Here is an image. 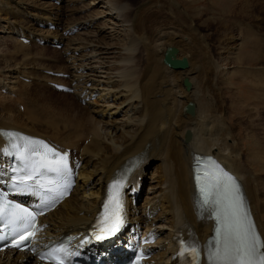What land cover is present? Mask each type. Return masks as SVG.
<instances>
[{
  "label": "bare ground",
  "instance_id": "6f19581e",
  "mask_svg": "<svg viewBox=\"0 0 264 264\" xmlns=\"http://www.w3.org/2000/svg\"><path fill=\"white\" fill-rule=\"evenodd\" d=\"M167 1L174 23L180 18L184 19L169 25L158 20L160 24H156L154 18L159 16L160 8L157 14L153 5L157 0H152L151 5L147 1L134 10L123 0H91L92 6H102V13H99L111 21L99 22V14L85 17L75 26L63 29L64 33H71L94 28L93 33L85 34L86 37L82 39L79 35L67 39L63 32L59 34L50 30L49 27L60 20L50 14L53 6L44 0H15V6L7 8L8 12L5 8L1 10L4 6L0 9V17L7 14L11 19H16L21 11L19 6L24 12L23 19L18 20L21 24L7 25L5 19L0 18V48L4 41L5 44L9 41L8 44L11 43L14 49L0 60V97L6 94L5 91L8 95V106L0 102V129L42 138L62 150L70 149L73 166L81 173L79 185L71 197L42 220L46 230L39 239L44 248L67 234L77 237L74 245L86 238L94 229L93 223L99 218L110 187L121 174L129 176L128 216L132 223L131 231L128 230L131 233L125 235V239L127 242L133 241L135 233L141 232L144 236L151 233L157 238L154 245L147 246L152 254L149 264H178L175 255L178 254L181 237L201 241L206 248H214L211 241L214 221L204 210L199 215L200 205L197 204L193 181L196 170L194 163L199 155L215 156L221 166L239 180L248 209L264 239V133L252 132L243 136L240 132L232 131L223 116V94L217 89L218 79L224 84L226 75L228 83H232L228 68L223 67L226 64L220 65L231 56L235 65H244L243 57L240 52H232L228 45V48H222V55L216 59L210 45H206L205 39L195 30L190 13L180 7L176 0ZM198 1L190 0V3ZM76 2L80 0H69V3ZM257 3L256 0H241L237 8H241V13H248ZM26 6L32 9H26ZM78 10L72 9L70 15ZM40 26L46 29L41 30L38 28ZM121 27L123 30L119 29ZM118 29L126 33L125 41L114 37ZM245 33L250 38L251 30ZM54 34L59 38H54ZM26 36V39L34 40V46L38 49L34 56L31 55L33 57H23L24 64L29 65L25 58H45L41 54L45 49L36 44L44 40L53 45L58 41L66 44L67 54L63 56L61 53L60 57L55 58H61L63 66L57 70L39 67L43 75L34 70L39 76H25L27 73L23 70L26 66L23 68L13 62V58L14 55L20 56L21 51L27 48L22 42ZM171 47L178 49V58L189 60L188 69L175 70L164 63L165 54ZM142 49L147 56V60L143 58L147 61L144 70L137 65V56ZM78 52L81 53L76 57ZM257 55L256 59L263 62L264 53ZM68 65L71 66L69 69ZM49 71L68 74L72 80L67 82L51 78L45 73ZM242 75L248 79L251 75V82L257 91L255 100L260 99L259 93L264 94L260 89L264 87V70L251 68L243 71ZM27 78L38 81L41 86L44 83L48 90L51 83L69 86L75 90L70 95L81 104L82 101L86 102V107L69 103L66 100L69 94L50 91L63 99L52 111L53 106L50 110L46 108L54 120L47 119L48 116V121L44 120L43 123V119L38 118L41 115L33 113L36 109L31 106L32 100L26 97L30 87L24 82ZM185 80L190 81V88L185 86ZM39 96V93H34L33 98L41 101ZM189 104L195 105L194 115L185 111ZM256 106V109L259 108L258 103ZM42 118L45 119V116ZM25 120L44 126L42 129L45 131L36 133L37 129L33 131L28 128ZM247 141H250V146L245 151ZM3 148L0 135V171L7 165ZM148 179L151 184L143 200ZM132 192H138L137 200L136 196H130ZM134 200L137 201L136 207L133 206ZM0 264L46 263L30 253L7 251L0 253Z\"/></svg>",
  "mask_w": 264,
  "mask_h": 264
},
{
  "label": "rangeland",
  "instance_id": "374dc122",
  "mask_svg": "<svg viewBox=\"0 0 264 264\" xmlns=\"http://www.w3.org/2000/svg\"><path fill=\"white\" fill-rule=\"evenodd\" d=\"M1 1L3 3H1ZM32 1H35V0H32ZM44 1L48 4L50 3L49 0H44ZM147 1L151 5L152 0H123V2L127 5H130L133 8V10L137 9L141 5L147 3ZM176 1L180 7L185 8L187 10V12L190 13L191 16H189V17L193 18V24H194L195 30L198 31L199 35L201 34L202 39L203 38L205 39L206 45H210V47L212 49V53L216 59H218L222 55V53L224 51L222 48L223 47L228 48V45H229V48L232 49V52H235V51H236V53L240 52L242 57H243V60H244L243 64L244 65H235L234 64L235 60H233L231 58L232 56L229 57V59L225 61L226 63L224 62L220 65V66H222L223 64H226V66H223V67L228 68V71L230 72V75H231L230 76L231 81H232V83L229 84L228 83V75H226V79L224 80V84L222 83L221 79H218V80H220L219 82H221V83L217 82V86H218L217 89L220 93L223 94L222 99H224L222 101H223V106H224V110H225L223 112L225 123L227 122V124L230 125V128L232 129V131H235L236 133L240 132L243 136L248 135V133L251 134L252 132L264 133V94L259 93L260 99L255 100V99H257L256 98L257 97V91L253 87L254 83L251 82L252 81L251 75H250V79H248L247 76L242 75L243 71H248L251 68L264 70V60L262 62V61L256 59V58H258V55H257L258 53H260V52L264 53V10H263L264 9V0H256L258 3L253 4V6H252L253 8H250L248 10V13H241L239 11L241 8H239V9L237 8L238 7L237 4L241 0H199L195 4H192V2L190 3V0H176ZM251 1H254V0H251ZM6 2H8V3H6ZM14 2H15V0H8V1L7 0H0V6H1L0 9L4 6L1 10L3 11L5 8V11L8 12L7 8H11L12 6H15L16 3H14ZM51 2L52 3H50V4L53 6V10L50 12V14H53V16L59 17L58 20H60V21H55V19L53 18L56 25H54V24H52V25H54L56 27L53 30L50 29L52 32H56V33L58 32L59 34H61L63 32L65 38H67V39L68 38L71 39L72 37L77 38L79 36L82 39V38L86 37L85 34L93 33L92 31H94L93 30L94 28L82 29L80 31H73V33L72 32L71 33H68V32L64 33L63 29H65L66 27L75 26V24H77V22L83 21V19L85 17H88V16H92V17L95 16L96 17V15L98 16L100 13H102V12H100V11H102V10H100L102 6H99L97 4L92 6L90 3L91 0H80L79 3L78 2L69 3V0H65V1L59 0V3H57L56 0H51ZM153 6H154L153 10L155 12H157V14H158V8H160L159 16L154 18V21L156 24H160L158 22V20L164 21L165 23L164 22L163 23L165 25L166 24L169 25V23L170 24L171 23L176 24L180 19H184V18H180L176 23H174L173 17H172L171 12H170L171 7H169L167 0H157V3ZM155 6H158V7H155ZM27 8L29 10L32 9V8H29L28 6H26V9ZM75 8L79 9L78 12H76L74 15H70V11H72V9H75ZM18 9L21 10L20 12L22 14L21 15L19 12L18 15L20 17L18 15H16V19H11V18H9V16L7 14H5V15L1 14L2 16L0 18L5 19L4 21L7 22V25L16 24V23L21 24L22 22H20L18 20L23 19L21 17L24 16V14H23L24 12H23L22 6H19ZM182 12H183V9H182ZM163 16L165 17L164 19H163ZM132 17H133V14H132ZM97 18L101 19V20H99V22H104L106 20L108 21V19H109V18L104 19L101 14ZM0 22L2 23V21H0ZM114 22H111V23H114ZM111 23H110V25L114 26V24H111ZM3 25H6V24H3ZM150 25H151V27H153V24L148 23V26H150ZM38 28H40L41 30L46 29L43 26H40ZM121 28H119V29L123 30V28L122 29ZM119 29H118L117 35H115L114 37H117L116 40L120 39L121 41H123V40L125 41V39H127L126 33L120 31ZM248 29L251 30L250 38L248 36H246L247 32L245 33V31H247ZM85 32H87V33H85ZM108 32L109 31H107V33ZM80 33H82V34H80ZM107 33H105L104 35L102 34V35L105 36ZM77 35H79V36H77ZM3 36H5V35H2V37ZM53 36H54V38H59L58 36H56V34H54ZM108 36H106V37H108ZM245 36L247 37V39L245 38ZM25 38H27V36ZM243 38H245V40ZM0 41H2V40H0ZM29 41H30V43H24V45L26 44L27 48H24L25 50L23 49V51H21L22 55L21 54H20V56L14 55V58H13L14 59L13 62L20 64V66H23V68L26 66L25 67L26 69H24L23 72L25 71V73H27L28 75L30 74V76H28L27 74L26 75L23 74V75H25L27 77H33V75L36 73L35 71H37V74L43 75L42 71H39V70H41L43 68H46V69L51 68V69L57 70L58 67L63 66V62H62L63 60L61 58H59V59H55V58L60 57L61 53L63 56L65 54H67L65 52V49H67V48H66V44H64V43L62 44L59 41L57 44L62 45V48H60V49L53 47V45L50 43V41L45 42V44H44L45 46L40 44V43H36L38 45V47L42 46L43 48L42 47H40V48L45 49L44 51L41 52V54L43 53V56L45 58H42V59H39V57H34V58H30V59L25 58V60L29 61V65L24 64V61H22L23 57H25V55H27V56L33 55L34 56L37 49H38L36 46H34V43H35L34 40L29 39ZM5 42L6 41L3 42V45L0 48V53H1L0 54V60L5 58L6 55L8 53H10L9 51L14 50L12 44L11 43L8 44L9 41L6 44H5ZM222 45H224V46H222ZM239 45H241V47ZM28 46H29V48H28ZM1 50H3V51H1ZM23 52H25V54H23ZM80 53L81 52L76 53V57H78L80 55ZM143 53H145V51L143 49L139 51V55L137 56V65H139L138 66V67H140L139 69L143 68V70H144L146 67V64H147V61H145V60H147V56H146V53H145V55ZM2 54H3V56H2ZM33 56H31V57H33ZM143 58L144 59L146 58V59L144 60ZM33 59L34 60L36 59L35 62H33L34 61ZM32 62H33V64H32ZM37 63H38V66L36 65ZM48 66H50V67H48ZM34 67H36V68H34ZM70 67L71 66H69L68 69ZM27 68H29L30 70ZM27 71H29V72H27ZM40 72H41V74H40ZM45 73H46V75L53 78L54 75H52V73H55V72L50 71V72H45ZM37 74H35V75L39 76ZM55 77L57 78L58 76H54V78ZM59 78L66 80L67 82L69 80L70 81L72 80V78L68 74L67 75L64 74V76L59 77ZM221 78H223V76H221ZM24 82L30 86L28 88L29 95L26 94V97L29 99V101L32 100L30 102L31 106L34 107L33 108L34 110L36 109L35 111L32 109V112L34 111L33 113H35V114L38 113V115L40 114L41 116H38L37 114L36 115L38 116L39 119L41 117L40 120L43 119L42 122L45 123L46 121H48L47 119L50 118V112H48V110H50L51 107L53 106L52 109L50 110V111H52L54 109V107L57 106V104L62 103L60 101H62L61 99H63V98L60 95L51 93L50 91H56V93L57 92L59 93V91L54 90L53 87H50L48 90V88L46 86H44V83H43V86H41L38 81H35L33 79H30V78H29V80L27 78V80H24ZM255 84H256V82H255ZM38 85H39V87H38ZM88 87H91V86L89 85ZM45 88H47V89H45ZM260 89L264 91V87H261ZM34 90H35V92H34ZM4 93L7 94L6 91ZM34 93L35 94L39 93V95H40L39 98L41 97V101H38L35 98H33ZM62 93H64V92H62ZM6 94H3V96L5 95L4 97L3 96L0 97L1 98L0 102L3 101V104L8 106L7 105L8 102H6L8 100L6 96H8V95H6ZM66 94L70 95L71 93H66ZM66 100L69 103H72V104L74 103L75 105L86 107V104L84 102H83V105L81 103L77 102L73 95H70V97H68ZM257 103L259 105L258 106L259 108L256 109ZM252 104H254V105H252ZM46 108H48V110ZM37 109H38V111H37ZM75 111L76 110H74V112ZM22 116L24 117V115H22ZM44 116H45V119L42 118ZM122 116L123 115L119 116L120 120H121ZM229 117H230V119H229ZM52 119L54 120L53 116L50 118V120H52ZM44 120H45V122H44ZM26 123H27V127L30 128L31 130L36 131V129H37L36 133H38V134H39L38 131H40V130H41L40 132L45 131V130H43L45 127L40 125V124L39 125L38 124L33 125L31 122H28V121H26ZM92 139L94 140V136H92ZM249 143H250V141L245 142V151L248 150V148L250 146ZM150 184H151V180L148 179L147 182L145 183V187H144L145 193H143V196H142L143 200L145 199V194L148 192Z\"/></svg>",
  "mask_w": 264,
  "mask_h": 264
},
{
  "label": "snow or ice",
  "instance_id": "6c2138e0",
  "mask_svg": "<svg viewBox=\"0 0 264 264\" xmlns=\"http://www.w3.org/2000/svg\"><path fill=\"white\" fill-rule=\"evenodd\" d=\"M23 139L25 140L23 146L16 144L14 147L20 150V158L26 163H30L34 169L46 168L58 173L68 171L66 153L57 152L56 149L43 141L26 137ZM33 157L38 159H33ZM212 168L211 171H205L203 177H197L198 181L202 182L201 191L205 193V202L215 196L212 202L217 205L216 218L220 221V226L216 230L219 239L216 241L215 251L209 255V260L213 264H264V239L256 230L255 222L245 205L238 183L214 163ZM119 187L120 182L113 185V195L105 205V213L101 219L102 224L109 218L111 219L109 234L117 231L121 222V204L117 193ZM109 205L112 207L110 208ZM20 211L24 215L15 216L14 214L15 219H27L32 223L35 222L34 213L28 212L27 209ZM9 223H14V221H9ZM25 227H30V225H25ZM33 236H35V232L30 231L27 235H22L20 239L23 241ZM97 238L102 237L98 236ZM56 251L66 254V249L63 248ZM191 251L193 254L198 252L196 248H192ZM52 258L56 264H64L60 256L53 255Z\"/></svg>",
  "mask_w": 264,
  "mask_h": 264
},
{
  "label": "water",
  "instance_id": "95a60500",
  "mask_svg": "<svg viewBox=\"0 0 264 264\" xmlns=\"http://www.w3.org/2000/svg\"><path fill=\"white\" fill-rule=\"evenodd\" d=\"M179 51L177 48L175 47H171L167 50L166 54H165V58H164V63L171 69H175V70H185L188 69L190 64H189V60L187 58H178ZM185 86L187 88L191 87V83L189 80H185ZM185 111L188 114L194 115L195 114V105L194 104H189Z\"/></svg>",
  "mask_w": 264,
  "mask_h": 264
}]
</instances>
